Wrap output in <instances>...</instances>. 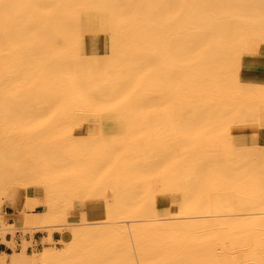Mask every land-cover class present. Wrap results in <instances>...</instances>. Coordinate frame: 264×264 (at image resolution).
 Listing matches in <instances>:
<instances>
[{
	"label": "bare ground",
	"instance_id": "1",
	"mask_svg": "<svg viewBox=\"0 0 264 264\" xmlns=\"http://www.w3.org/2000/svg\"><path fill=\"white\" fill-rule=\"evenodd\" d=\"M261 45L264 0H0V214L22 213L43 169L22 165L40 154L49 188L129 221L0 264H77L100 247L110 264H264ZM86 155L110 163L96 197Z\"/></svg>",
	"mask_w": 264,
	"mask_h": 264
},
{
	"label": "rangeland",
	"instance_id": "2",
	"mask_svg": "<svg viewBox=\"0 0 264 264\" xmlns=\"http://www.w3.org/2000/svg\"><path fill=\"white\" fill-rule=\"evenodd\" d=\"M259 48H264V45H261V47ZM153 120L154 119L152 118L148 120L150 121L149 122L150 124L152 123L151 125L154 124ZM160 120L161 121L159 122L163 121L162 119ZM157 129H159V127ZM87 132L89 131L84 128L82 130V136L84 135L87 136L88 134H90V132L88 134ZM88 136L93 142L96 143L95 139L92 136L90 135ZM38 137L42 140V142H40L41 141L40 139H37L36 142L39 141L38 144L40 145L43 144L45 142V138H43L42 136H37V138ZM151 137L153 138L152 135ZM62 138L67 139L69 137H62ZM65 139L63 140L61 138H58L57 140L61 142L62 144H64L65 142H67ZM96 147L99 151H102V149L104 148V145L96 143L95 148ZM94 155L82 156L83 160L87 163H79V164H85V165H88V167H91L90 170L88 168L87 169L88 171H90L89 175H90L92 186H93V195H94L93 197H96L99 194H101L104 190L107 189L110 163H101V162L92 163L93 161L97 160ZM39 157H40V160L43 159V157L40 154L33 155V157L29 159V163L27 164L23 163L22 165V167L26 169L36 163L41 164V167H43L42 171H40V174H38L36 178L33 177L34 179H32L29 182V184L33 182H37V184H39L40 182V184L39 185L36 184L34 188L27 189V191L23 194V197L16 199L17 202H19L21 205L22 213L14 214V210L11 209L13 211L12 217L8 215L2 216V214H0V229H2L0 230V239L2 242H4V239L7 235L11 236V242L9 244L5 243L6 246L9 247V250L4 253L10 256H15L24 251L27 255L33 258H37V256L40 253H42L46 248L61 250L63 248V245L61 243V235L64 232L77 231L80 229H87V228H107L110 225V223H116L118 224V226H123V225L127 226L125 224L126 222H129V221L128 220L126 221V219L123 220V219H117V218L116 219L107 218V215L105 212L104 200L97 199V200H100L101 202V205H102L101 209L100 208H93V209L101 210L102 212H105V213L97 217H91L89 213V211L91 210L90 205H89L90 200L89 201L82 200L81 202H78L77 204L75 203L81 196L80 195L81 191L76 193L77 190H75L74 195L73 193H71V195L69 194L68 196V194L64 193L66 186L63 183L53 186V188H49V185H48L49 177H48L46 165L42 166L43 162L46 163V160L43 159L40 161ZM76 164L77 163H66L65 170H73L76 167ZM169 164H170L169 169H171L172 163H169ZM25 165H28V166L25 167ZM166 165L168 166V164L164 163L165 169L167 167ZM49 167L50 166L48 165V168ZM165 169H164V172H165ZM167 171H168V167H167ZM166 172L163 174L162 177H165V176L168 177L167 176L168 172L167 174ZM149 173H150V170H149ZM150 178H151V175H150ZM35 179H38V180L35 181ZM64 179L65 178H63L62 180ZM31 194L32 196L30 197ZM17 202L16 204L18 205ZM80 204H82V206L85 209L84 211L81 212L84 216L82 217L80 213L81 217L80 216L76 217L75 212L77 211V208L79 207ZM48 207H52L57 212H59V215H57L56 217V222L50 223V224H44V225L34 224L33 216L44 213V211ZM28 215L29 217H27ZM15 219H18V220L20 219V220L16 222ZM16 233H18L19 235V240H20L19 244H17L15 241L16 235H17ZM53 233H56L57 235L55 240H53L52 238ZM36 234L46 235V237L41 239L39 243H36L34 241V236ZM108 259H109V256L107 253V248L105 247L103 248L100 247L99 249L96 248V251L95 249L92 250L91 248L89 249L87 255L85 254V256H83V259L77 264H110L109 263L110 260L108 262Z\"/></svg>",
	"mask_w": 264,
	"mask_h": 264
},
{
	"label": "crops",
	"instance_id": "3",
	"mask_svg": "<svg viewBox=\"0 0 264 264\" xmlns=\"http://www.w3.org/2000/svg\"><path fill=\"white\" fill-rule=\"evenodd\" d=\"M257 53V56H261V55H263L264 54V48H259V49H257V51H256ZM256 64H259V65H261V64H263V62H262V58L260 57L259 58V62H256ZM254 131H255V133H254ZM256 132H257V129H254V128H250V127H248V130H247V134H248V136H250V137H253L254 136V134H256ZM32 196V194L30 195V197ZM85 209H84V207L82 206V204H80L79 205V207L77 208V211L75 212V216L76 217H79L80 216V213L82 212V211H84ZM4 213L6 214V215H12L13 214V211L10 209V208H6L5 210H4ZM46 237V235H39V234H36L35 236H34V241L36 242V243H39L40 241H41V239H43V238H45ZM56 237H57V235H56V233H53L52 234V238H53V240H55L56 239ZM15 241H16V243L17 244H19L20 243V240H19V235L17 234L16 235V239H15ZM11 242V236H9V235H7L6 237H5V239H4V242H2L1 241V239H0V252H6V251H8L9 250V247H7L6 246V244L5 243H7V244H9Z\"/></svg>",
	"mask_w": 264,
	"mask_h": 264
},
{
	"label": "built area",
	"instance_id": "4",
	"mask_svg": "<svg viewBox=\"0 0 264 264\" xmlns=\"http://www.w3.org/2000/svg\"><path fill=\"white\" fill-rule=\"evenodd\" d=\"M16 234H18V233H16Z\"/></svg>",
	"mask_w": 264,
	"mask_h": 264
}]
</instances>
